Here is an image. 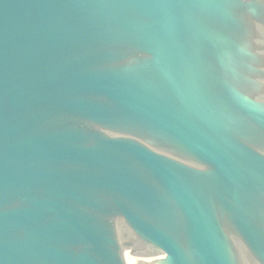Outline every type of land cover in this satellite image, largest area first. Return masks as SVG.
<instances>
[{
    "label": "water",
    "instance_id": "95a60500",
    "mask_svg": "<svg viewBox=\"0 0 264 264\" xmlns=\"http://www.w3.org/2000/svg\"><path fill=\"white\" fill-rule=\"evenodd\" d=\"M0 264H264V0H0Z\"/></svg>",
    "mask_w": 264,
    "mask_h": 264
}]
</instances>
